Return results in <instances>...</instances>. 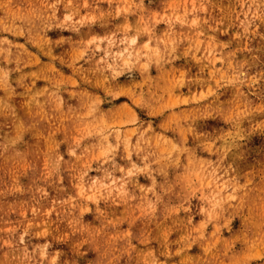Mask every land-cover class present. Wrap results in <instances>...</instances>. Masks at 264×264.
<instances>
[{"label":"clouds","instance_id":"9594fccd","mask_svg":"<svg viewBox=\"0 0 264 264\" xmlns=\"http://www.w3.org/2000/svg\"><path fill=\"white\" fill-rule=\"evenodd\" d=\"M0 264H264V0H0Z\"/></svg>","mask_w":264,"mask_h":264}]
</instances>
